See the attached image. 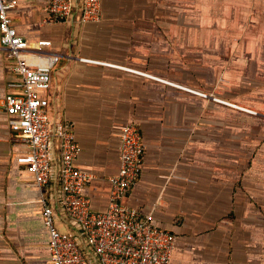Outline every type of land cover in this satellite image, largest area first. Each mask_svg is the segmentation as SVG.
Segmentation results:
<instances>
[{
  "label": "crops",
  "instance_id": "0c3cea01",
  "mask_svg": "<svg viewBox=\"0 0 264 264\" xmlns=\"http://www.w3.org/2000/svg\"><path fill=\"white\" fill-rule=\"evenodd\" d=\"M12 1L28 46L47 39L59 55L42 108L51 127H73L76 166L93 175L84 191L92 210L107 206L120 130L134 123L144 153L122 202L175 235L170 264H264L263 182L246 171L257 145L249 128L264 122V0H102L96 22L81 21L80 0L65 19L43 0ZM11 64L0 46V264H50L43 196L60 231L73 225L57 202V173L39 188L16 162L23 149L3 107ZM58 160L55 138V169Z\"/></svg>",
  "mask_w": 264,
  "mask_h": 264
},
{
  "label": "built area",
  "instance_id": "2783aa9c",
  "mask_svg": "<svg viewBox=\"0 0 264 264\" xmlns=\"http://www.w3.org/2000/svg\"><path fill=\"white\" fill-rule=\"evenodd\" d=\"M43 1L53 19L70 16L73 0ZM101 3L102 0H80L81 21H99ZM14 6L12 0H0V46L12 61L11 71L17 75L9 83L13 91L3 99V107L12 116L10 128L16 135L14 143L23 149L16 162L32 175L39 188L57 173L60 181L57 202L73 225L71 231H60L54 206L43 196L42 218L49 233L50 264H170L175 235L122 202L141 172L144 145L140 130L134 123L122 126L118 171L108 179L111 188L107 206L102 211L92 210L84 191L93 175L76 166L81 147L73 127L64 122L51 127L50 118L42 108L40 92L49 88L52 67L59 55L46 50L51 44L47 39L37 41L33 48L28 46L13 26L10 11ZM31 57L38 60L32 62ZM174 85L216 103L256 114L219 97ZM55 138L59 143L56 169L53 164Z\"/></svg>",
  "mask_w": 264,
  "mask_h": 264
},
{
  "label": "rangeland",
  "instance_id": "374dc122",
  "mask_svg": "<svg viewBox=\"0 0 264 264\" xmlns=\"http://www.w3.org/2000/svg\"><path fill=\"white\" fill-rule=\"evenodd\" d=\"M250 128H249L248 138L250 140L256 141L257 145L256 148L248 149L249 159L248 162L246 163V168H247L246 171L249 173V176L253 181L256 178L258 180V183L259 181L263 182L262 192H263V210H264V122L262 125L258 124L257 126L252 127L254 130H257L255 133L250 132ZM251 134L253 136L255 135V137H253ZM252 188H254V185H252Z\"/></svg>",
  "mask_w": 264,
  "mask_h": 264
}]
</instances>
